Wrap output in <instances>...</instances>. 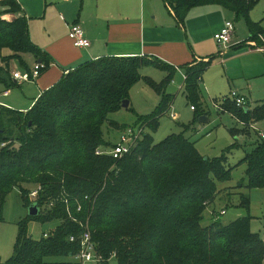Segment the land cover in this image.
<instances>
[{
    "label": "trees",
    "instance_id": "obj_1",
    "mask_svg": "<svg viewBox=\"0 0 264 264\" xmlns=\"http://www.w3.org/2000/svg\"><path fill=\"white\" fill-rule=\"evenodd\" d=\"M259 1L164 0L181 26L191 8L219 5L234 19L246 22L248 39L257 46L264 44V28L249 14ZM0 50L7 51L0 57V84L6 89L19 85L10 72L12 60L30 71L24 57L29 54L42 64L40 73L50 63L32 43L17 0H0ZM211 61L181 68L183 94L193 107L194 119L182 124L181 132L158 142L151 132L172 106L174 96L166 92V86L177 68L155 59L97 58L67 72L25 112L0 106V217L6 195L14 187L24 205L38 208L37 215L19 221L13 255L0 264H73L71 258L80 244L69 236L78 237L86 228L101 257L99 264H107L110 258L116 264H264V243L251 231L248 194L239 192L238 206L246 215L226 224L217 217L202 224L204 211L220 196L217 182L230 180L238 164H245L248 190L264 189V138L258 135L250 150L235 141L220 155L204 157L185 136L206 113L200 83ZM145 66L166 74L159 82L141 76ZM139 79L160 96L150 115H137L148 118L141 125L150 132L140 134L130 152L118 159L97 154V149L113 147L105 140L102 126L124 127L109 115L121 107L122 100L129 99V89ZM246 103L237 106L227 96L221 108L248 124L264 119V100L253 108ZM15 143L18 148L13 147ZM240 147L244 156L228 165L227 154ZM23 184L35 185L34 189L40 185L35 200L25 198L31 190ZM233 188L225 187L229 194ZM29 220L58 223L34 240L27 232ZM50 257L65 260H47Z\"/></svg>",
    "mask_w": 264,
    "mask_h": 264
},
{
    "label": "rangeland",
    "instance_id": "obj_2",
    "mask_svg": "<svg viewBox=\"0 0 264 264\" xmlns=\"http://www.w3.org/2000/svg\"><path fill=\"white\" fill-rule=\"evenodd\" d=\"M66 1H71V12L80 7V0ZM161 5L164 7L162 1ZM263 5L264 0H261L260 3L250 11V18L260 13ZM234 24L235 33L238 37L247 33L246 22L243 19H235ZM236 43L237 42H231L227 46H218L216 41H214L212 46L207 44L205 45V47H207L206 50L204 48L205 54L203 53V56L206 55L207 59L212 60L211 64L203 71L202 82L200 84L204 98V107L208 110V113L203 115H207L205 116L207 120L200 123L197 119L193 128H189L185 132V136L195 142L197 151L204 157H215L220 155L224 148L235 141L241 145H245L243 147L250 150L252 145L259 138L258 130L264 132V119L248 124L249 122L240 121L233 112L221 108V103L227 98L226 95L231 90H236L240 95L244 96L249 101L246 103L247 106L257 103L258 100H264V74L257 72L259 68L253 64L257 59L244 50L235 52L245 48V45L237 50L229 51L231 54H229L230 56L227 55L229 48ZM192 47L195 48L193 45ZM4 54H7V51L0 50V57ZM203 56H201V58ZM25 60L28 67L32 68L33 59L29 56H25ZM19 69L22 68L19 66ZM17 71L23 72V70L18 69ZM164 74H166V72L153 66H145L140 69L141 76H148L158 82L162 79ZM26 82H23V85ZM181 84L182 76L176 71L173 74L172 80L166 86V92L174 96L172 106L168 114L158 119L156 131L151 132L155 142L164 139L170 134L181 132L183 130L182 124H189L194 119L193 109L190 107L191 104L187 102L183 94ZM0 89L2 88L0 87ZM0 102H2V105L5 107L21 110L23 112L27 111L21 109V107L27 105V102L24 97V91L22 93L18 86L10 88L8 97H1L0 93ZM159 102L160 96L153 88L148 86L142 79L136 81L129 89V107L127 109L119 107L116 112L109 115L111 120H115L119 126L124 127L119 129L104 123L102 131L105 140L109 141L111 144L117 143L123 129L127 127L134 128L136 136L137 128L141 135L144 134V132H150L142 126L144 122H148V118L142 119L137 115H150L158 106ZM173 115H175V117H173ZM253 126L256 127V130H254ZM15 135H18L17 131H15ZM243 147L234 149L227 154L228 165L232 166L237 164L244 156L245 151ZM244 184H246L245 164L240 163L232 170L230 180L217 182L220 196L216 199L214 205H209L204 211L202 224L207 225L216 217L219 218L222 223L226 224L238 217L246 215L247 212L238 206L240 200L239 192H242L248 194L250 198L248 213L251 216V231L262 238L264 236V189L248 190ZM23 186L29 188L31 191L34 190L35 187V185L32 184H23ZM225 187H234L233 190H231V194H229V191H227ZM37 188H41L40 185L37 186ZM25 198L31 201L29 194H25ZM28 208L29 206L24 205L17 187H14L7 193L0 217L1 262H6L12 257L17 235V225L21 219L28 216ZM213 209L215 212H213ZM222 209H224L225 212L220 214L219 212ZM57 223V220L47 222L29 220L27 222V232L32 239L39 240L43 233L52 231ZM47 260L58 261L65 260V258L50 257ZM71 261L73 264L77 263L74 257L71 258ZM82 264H99V262L97 260H91L82 262ZM107 264H116V261L114 258H110Z\"/></svg>",
    "mask_w": 264,
    "mask_h": 264
},
{
    "label": "crops",
    "instance_id": "obj_3",
    "mask_svg": "<svg viewBox=\"0 0 264 264\" xmlns=\"http://www.w3.org/2000/svg\"><path fill=\"white\" fill-rule=\"evenodd\" d=\"M17 1L22 8V14L27 18L32 43L43 51L50 61L33 80L20 82L13 78L19 83L18 88L22 93L24 91L27 102L25 107H21L24 111L30 109L41 93L58 82L67 72L101 57L138 56L162 61L177 68L176 71L182 76V88L181 68L208 60L206 55L203 56L204 48L205 50L207 48L205 45H213L215 41L213 35L219 31L225 20H231L234 25L231 42H237L235 45L240 44L230 47L227 55L231 54L229 51L245 45V48L235 52L244 50L250 53L257 59L253 63L259 68L257 72L264 74V52L258 51L254 46L255 42L248 39V29L241 37L236 35L234 15L219 5L207 4L191 8L181 26L164 0H83L80 7L73 12L70 8L71 1L66 0ZM10 16L16 17L17 14ZM251 19L259 21L264 28V5L261 12L251 16ZM72 22L80 24L84 36L90 42L88 47L73 45L68 37L69 24ZM260 47H264V44ZM26 56L33 59V66L40 63L31 55ZM9 66L11 74L17 69L23 70L19 69L15 60H12ZM25 71L27 70H23ZM23 82L26 83L23 85ZM0 87L1 97H8L10 89H6L2 84ZM229 93L230 91L226 96ZM245 102L249 101L245 98ZM257 103L249 104V108H253Z\"/></svg>",
    "mask_w": 264,
    "mask_h": 264
},
{
    "label": "built area",
    "instance_id": "obj_4",
    "mask_svg": "<svg viewBox=\"0 0 264 264\" xmlns=\"http://www.w3.org/2000/svg\"><path fill=\"white\" fill-rule=\"evenodd\" d=\"M233 33H234L233 22L231 20H225L223 26L219 29V31L214 33L213 38L218 44V46H227L231 43ZM68 37L72 41L73 45L76 47H88L90 44L89 40L84 36L80 24L77 22H72L71 24H69ZM254 46L258 51L264 52V47L257 46L255 43ZM41 66L42 64L35 63L31 71L29 72L16 71L13 72L12 77L21 82L33 80L39 75ZM6 93L7 92L5 91L4 94ZM228 97L231 100H233L237 106H242V107L245 106L246 102L244 96L240 95L237 91L235 90L230 91ZM0 106H3L2 102H0ZM191 108L193 107L191 106ZM173 117L175 116L173 115ZM253 128L254 130H256L255 126H253ZM135 133L136 131L134 130V128L131 127L124 128L119 137V141L115 143L112 148L108 150L97 149L96 153L108 154L115 159L122 157L124 154L130 152V150L136 143L137 139L141 136L138 128H137V136ZM258 135L261 138H264V132L258 130ZM2 145H5V143H3ZM39 190L40 188H35L34 190L28 193L31 201L36 199ZM79 209H80V205H78L77 207V210ZM219 213L223 214L224 210H221ZM44 236H46V234H44ZM77 239L79 240V244H80V248L78 252H76V254L74 255L77 264H82V262L85 261L97 260L99 262L101 260V257L96 252V245L92 241L91 234L87 228L84 229L78 237L74 235L69 236L70 241H75ZM262 241L264 243V236L262 237Z\"/></svg>",
    "mask_w": 264,
    "mask_h": 264
},
{
    "label": "water",
    "instance_id": "obj_5",
    "mask_svg": "<svg viewBox=\"0 0 264 264\" xmlns=\"http://www.w3.org/2000/svg\"><path fill=\"white\" fill-rule=\"evenodd\" d=\"M121 107L127 109L129 107V99L122 100ZM205 120L206 119L203 116H200L198 118V121H200V122L201 121H205ZM13 147L18 148L19 147V144H14ZM37 213H38V208H37L36 205L33 204V205L29 206V208H28V215L29 216H35V215H37Z\"/></svg>",
    "mask_w": 264,
    "mask_h": 264
}]
</instances>
